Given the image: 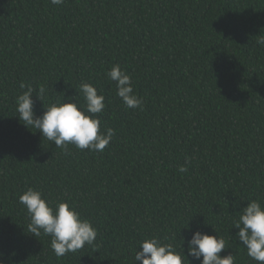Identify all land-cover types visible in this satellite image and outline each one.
I'll list each match as a JSON object with an SVG mask.
<instances>
[{
	"label": "trees",
	"instance_id": "16d2710c",
	"mask_svg": "<svg viewBox=\"0 0 264 264\" xmlns=\"http://www.w3.org/2000/svg\"><path fill=\"white\" fill-rule=\"evenodd\" d=\"M261 41L264 0H0V253H14L6 264H133L145 238L181 250L197 230L231 240L221 256L259 264L233 226L248 201L264 203ZM115 64L142 110L116 96L106 76ZM82 81L105 96L101 131L115 130L102 152L58 148L16 117L22 83L45 87L42 102L33 96L40 116L57 101L84 105ZM28 188L74 206L97 229L94 244L58 258L50 236L28 231L19 202Z\"/></svg>",
	"mask_w": 264,
	"mask_h": 264
},
{
	"label": "clouds",
	"instance_id": "9594fccd",
	"mask_svg": "<svg viewBox=\"0 0 264 264\" xmlns=\"http://www.w3.org/2000/svg\"><path fill=\"white\" fill-rule=\"evenodd\" d=\"M64 0H51L54 5H60ZM264 43V41H261ZM109 80L115 82L116 96L129 109L143 108V100L134 93L132 77L115 64L106 72ZM21 89L27 88L16 98L17 118L23 126L36 129L42 138H46L58 148H67L69 144L80 150L102 152L115 135L112 128L101 131V120L98 118L106 107L105 96L98 94V89L91 83L81 82L80 94L84 105L65 100L43 105V114L36 116L33 96L42 102L46 95L44 86L37 89L21 84ZM35 93V94H34ZM190 161H186V165ZM186 166L178 171L187 172ZM19 202L24 205L30 223L28 231L36 236L43 233L51 237V248L55 255L65 256L69 252H77L85 246H92L98 235L97 229L87 219H82L75 207L67 202L51 205L42 191L28 188L20 197ZM239 207V205H235ZM238 219L234 221V228L238 229L236 239L247 250L250 260L264 264V203L260 199L248 201L246 207L236 212ZM215 231V230H214ZM216 233V231H215ZM177 238L170 236L167 239ZM181 250H177L172 243H164L156 236L145 238L135 251L133 264H236V257L231 253L221 256L226 249V242L222 235H209L199 230L192 232L190 239H181ZM187 244L185 254L184 244ZM10 254L5 257L0 253V264L10 261ZM191 257V260L189 259Z\"/></svg>",
	"mask_w": 264,
	"mask_h": 264
}]
</instances>
